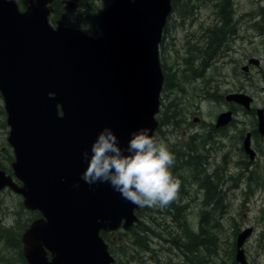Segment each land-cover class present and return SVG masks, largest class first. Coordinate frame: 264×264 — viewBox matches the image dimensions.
<instances>
[{"label": "water", "instance_id": "obj_1", "mask_svg": "<svg viewBox=\"0 0 264 264\" xmlns=\"http://www.w3.org/2000/svg\"><path fill=\"white\" fill-rule=\"evenodd\" d=\"M51 2L22 0L20 11L14 0H0V94L11 167L21 182L0 169V190L9 187L25 208L42 214L20 237L28 264H110L99 232L129 228L138 206L108 184L85 183L82 154L105 126L122 148L133 130L147 126L152 135L158 127V45L170 0H112L99 15L96 36L60 20L53 27ZM225 99L246 109L252 101L245 93ZM256 116L264 135V109L257 108ZM231 119L230 110L221 112L216 127ZM243 148L253 159L249 132ZM250 231L236 238L235 259L242 264H248L242 245Z\"/></svg>", "mask_w": 264, "mask_h": 264}, {"label": "rangeland", "instance_id": "obj_2", "mask_svg": "<svg viewBox=\"0 0 264 264\" xmlns=\"http://www.w3.org/2000/svg\"><path fill=\"white\" fill-rule=\"evenodd\" d=\"M59 1L58 18L63 23L97 35L99 15L112 0ZM237 1L235 10L245 6L257 11L264 4V0ZM214 9L207 5L193 11L192 16L200 14V19L185 30L174 29L173 21L179 18L175 14L167 20L159 55L171 83L162 107L169 118L156 135L175 157L186 160L193 153L202 155L204 159L195 157L192 167L204 162L202 177H208L193 184L190 170L179 165L183 177H176L183 187L180 185L177 198L163 208L145 206L138 215L143 226L138 223L116 235L113 251L119 264H242L235 259V243L238 233L247 228L251 231L242 245L245 259L248 264H264V138L255 136L253 148L258 155L250 160L242 142L245 133L254 129V114L224 99L228 93L244 92L253 98L251 109L264 106V29L236 28L234 37L224 36L222 45L212 52L214 46L200 40L203 27L197 22L204 24L207 13ZM228 16L226 13L225 19ZM191 33H197V42L187 37ZM250 59H259V66ZM243 65L249 66L248 72ZM227 109L232 110L233 119L213 132L217 143L212 148L209 124ZM6 116L0 94V166L12 172L14 154L7 141L10 127ZM35 216L38 214L23 206L19 194L10 190L1 193L0 226L11 240L13 235L20 236ZM20 251L21 247L13 248L1 239L0 264H27Z\"/></svg>", "mask_w": 264, "mask_h": 264}, {"label": "clouds", "instance_id": "obj_3", "mask_svg": "<svg viewBox=\"0 0 264 264\" xmlns=\"http://www.w3.org/2000/svg\"><path fill=\"white\" fill-rule=\"evenodd\" d=\"M82 158L85 183L90 187L108 184L139 207L163 208L178 196L181 181L171 171L175 156L166 142L150 135L147 126L131 132L126 148L111 127L105 126Z\"/></svg>", "mask_w": 264, "mask_h": 264}, {"label": "flooded vegetation", "instance_id": "obj_4", "mask_svg": "<svg viewBox=\"0 0 264 264\" xmlns=\"http://www.w3.org/2000/svg\"><path fill=\"white\" fill-rule=\"evenodd\" d=\"M237 2H238L237 0H222V1L220 0H171L172 10L167 20L171 18L172 14H175L179 18L178 19L175 18V21H173L174 29L179 27L185 30L187 25H190L193 22H196L198 19H200V14H197L198 17L192 16L193 11H199L202 9V7H205L207 5L211 7H215V9L212 12L207 13V19L204 24L202 22H197L199 24L200 29L203 27L202 34L200 35V40L204 41L205 45L209 44L210 46H214V49L212 52H215L218 46L222 45L224 36L231 35L232 37H234L235 35L234 31L236 28H239L242 30L252 29L254 31L255 30L260 31L264 29V4L261 3L259 7L257 8V11H252L251 9H247L245 6H243V8L240 10H235L234 6ZM226 13H229V16L231 18L228 16V19H225ZM235 15H236V19H234ZM188 17H193V18H189V21H188L189 23L186 22ZM166 24L164 26V30L167 27ZM187 37L194 38L193 40H196V42L199 39L197 33H194V34L191 33L187 35ZM247 37L248 38L251 37L250 32H249V36ZM187 47L190 48V44L187 43ZM243 69L246 72H248L249 66H246V67L244 66ZM163 94H166L165 90L163 91ZM209 130H210L212 138L208 142L211 144L212 148H215L214 144L217 143L215 142L217 136L214 137V135L212 134L213 132L217 133L220 130V128H216L214 123L212 122L209 124ZM249 132L251 133L250 141H251V146L253 148V141L256 135H259L260 138H264V135H261L259 133V130L257 127V118L255 114H254V129L253 130L251 129V131ZM253 149L255 151V158L253 160H256V157L258 155L257 149L256 148H253ZM187 152L190 153L191 150H187ZM188 157H194V158L200 157L201 161L204 159L202 155H198L195 153L189 155ZM140 208L144 210V207H140ZM116 242H117L116 236H112L111 238H109V247L111 251H113V244L115 245ZM116 263L119 264V259H118L117 254H116Z\"/></svg>", "mask_w": 264, "mask_h": 264}, {"label": "trees", "instance_id": "obj_5", "mask_svg": "<svg viewBox=\"0 0 264 264\" xmlns=\"http://www.w3.org/2000/svg\"><path fill=\"white\" fill-rule=\"evenodd\" d=\"M59 4H60V1L59 0H54V3H53V5H54V13H53V16H52V20L54 21L55 20V18L56 17H59L60 16V12L58 11V6H59ZM224 35V34H223ZM206 57V56H205ZM208 57V56H207ZM207 59V58H206ZM170 87H171V83H170V81H169V79H167V74H166V88L167 89H170ZM169 118V116L168 115H162L161 116V120H162V122L163 123H165L166 121H167V119ZM184 157L183 156H181V157H179V156H176L175 157V163H174V167L172 166V168H171V171H172V173H173V175L176 177V174H179L181 177H183L182 176V173L180 172V171H178L177 170V168L179 167V165L181 166V167H183V168H185L186 167V160H182ZM1 167V166H0ZM1 168H3V167H1ZM196 173V169L194 170V174ZM208 177V176H207ZM182 185V187H183V184H181ZM215 208H216V205L214 206ZM176 211H177V209H176ZM142 226H143V224H142ZM138 229H137V231L141 228L140 226H138L137 227ZM1 239H3L6 243H9L10 242V244H11V246L13 247V248H18L19 250H20V247H21V244H20V240H19V235H13V240H11V235H9L8 234V232H7V230H5V228H2L1 226H0V240ZM22 253H21V251H20V255H21Z\"/></svg>", "mask_w": 264, "mask_h": 264}, {"label": "bare ground", "instance_id": "obj_6", "mask_svg": "<svg viewBox=\"0 0 264 264\" xmlns=\"http://www.w3.org/2000/svg\"><path fill=\"white\" fill-rule=\"evenodd\" d=\"M136 225V224H135Z\"/></svg>", "mask_w": 264, "mask_h": 264}]
</instances>
